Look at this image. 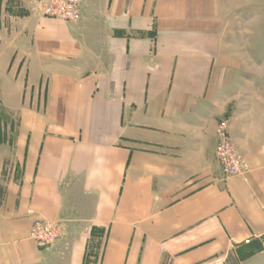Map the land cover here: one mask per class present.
I'll return each instance as SVG.
<instances>
[{
    "label": "crops",
    "instance_id": "obj_1",
    "mask_svg": "<svg viewBox=\"0 0 264 264\" xmlns=\"http://www.w3.org/2000/svg\"><path fill=\"white\" fill-rule=\"evenodd\" d=\"M219 1L65 21L0 0V264H264V120L219 98ZM225 118L242 176L216 154ZM36 220L64 226L51 247Z\"/></svg>",
    "mask_w": 264,
    "mask_h": 264
},
{
    "label": "rangeland",
    "instance_id": "obj_2",
    "mask_svg": "<svg viewBox=\"0 0 264 264\" xmlns=\"http://www.w3.org/2000/svg\"><path fill=\"white\" fill-rule=\"evenodd\" d=\"M219 4L221 50L215 65L222 90L219 98L229 107L227 113H248L264 120V0H220ZM17 126L13 113L0 122V136L14 137Z\"/></svg>",
    "mask_w": 264,
    "mask_h": 264
},
{
    "label": "built area",
    "instance_id": "obj_3",
    "mask_svg": "<svg viewBox=\"0 0 264 264\" xmlns=\"http://www.w3.org/2000/svg\"><path fill=\"white\" fill-rule=\"evenodd\" d=\"M42 16L74 21L80 17L82 0H32ZM216 154L224 176L243 175L248 164L245 156L235 145L227 120L219 124V141ZM65 228L61 222L36 220L30 229V238L39 248H49L63 234ZM250 240H247L249 242Z\"/></svg>",
    "mask_w": 264,
    "mask_h": 264
}]
</instances>
